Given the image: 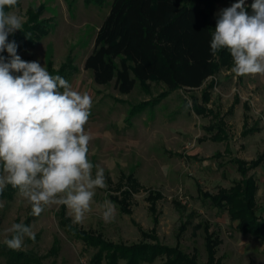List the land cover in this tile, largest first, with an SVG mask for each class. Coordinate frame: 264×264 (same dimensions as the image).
<instances>
[{"label":"rangeland","instance_id":"374dc122","mask_svg":"<svg viewBox=\"0 0 264 264\" xmlns=\"http://www.w3.org/2000/svg\"><path fill=\"white\" fill-rule=\"evenodd\" d=\"M111 1L96 6L85 4L84 0H21L19 7L11 10L21 16L24 23L28 7H44L40 20L46 22L49 34L20 57L39 61L45 68L50 62L53 70L59 69L67 58L71 60L76 72L68 82L73 90L87 92L93 100L84 126L91 136L88 159L94 165L93 176L96 165L104 169L107 187L94 190L90 211L81 224L72 223L65 205L44 206L40 216L32 215L31 204L16 189L10 199L0 198V245H6L4 240L11 238L5 230L13 223L29 221L26 225L35 233V241L25 237L24 245L17 251L43 256L44 264H88L96 250L86 248L73 229L100 235L112 243L130 245L141 241L140 227L147 232L154 229L162 244L179 243L186 253L196 252L199 262L203 263L204 236L214 231L221 239L216 256L223 264H264V242L238 233L225 212L202 202L197 193V184L202 190L215 193L239 178L228 162L230 157L249 161L264 153V75L237 76L231 70H222L216 76L217 84L211 90L208 108L219 111L226 122L229 155L225 153V142L203 140L209 118L196 116L189 107H183L182 100L189 98V93L183 90L170 93L158 105L138 113L139 104L165 90L161 84L150 81L145 88L137 84L131 93L121 95L113 88V83L96 85L91 72L83 69V61L92 49L95 32L107 15ZM184 2L189 6L193 4V0ZM235 2L237 0H222L217 4L211 18L214 29L219 10ZM252 2L245 0L249 14ZM194 94L199 98L200 90ZM235 97L239 102L230 110ZM243 103L248 104L247 111ZM245 116L247 127H255L257 132L242 137ZM215 152L222 157L212 158ZM129 173L141 187H136L125 202L130 214L122 212L114 202L115 217L106 223L102 219L104 201L113 202L112 197L122 199L121 192L126 190L124 177ZM248 174L257 181V212L264 219V161L260 168ZM149 190L162 194V199L157 201L156 224L146 201ZM181 222H187V227L178 236ZM147 241L153 242L152 239ZM54 242L56 250L51 251ZM0 264H6L1 255ZM153 264H161V260Z\"/></svg>","mask_w":264,"mask_h":264},{"label":"trees","instance_id":"16d2710c","mask_svg":"<svg viewBox=\"0 0 264 264\" xmlns=\"http://www.w3.org/2000/svg\"><path fill=\"white\" fill-rule=\"evenodd\" d=\"M106 0H84L85 4L102 6ZM222 0H193L191 6L184 0H112L109 11L98 26L90 53L83 61V69L91 72L92 81L99 86L113 88L121 95H128L136 85L144 88L148 82L161 84L165 90L157 97L138 105V113L146 108L158 105L170 93L183 90L189 93L191 110L200 117H208L209 123L204 128L209 139L221 142L228 139L224 122L219 113L207 107L211 90L215 87L210 77H215L222 69L233 67L232 57L227 49H221L215 57L210 53L211 23L216 6ZM21 0L10 8L9 12L19 7ZM44 7H28L26 21L22 30L9 35L8 41L18 45L17 54L33 48L35 44L49 34L46 22L40 20ZM5 57L8 53H0ZM26 61V59H22ZM47 71L52 76H62L67 81L76 72L71 60L67 58L59 69L53 70L51 63H46ZM200 91L199 98L194 94ZM63 91V89H60ZM188 103L184 101L183 107ZM250 130H245L246 134ZM214 158L220 157L216 153ZM263 156L257 160L245 162L238 158H230L228 162L236 168L240 178L233 180L227 188H218L215 193L203 192L198 186V194L202 202L225 212L235 230L264 242V219L258 214L256 203L257 182L248 175L261 163ZM124 174H121L123 178ZM126 190L122 191V199L112 197L119 204L122 212L130 214L125 202L131 197L136 187L141 188L132 173L124 177ZM11 185L0 198L10 199L15 192ZM146 201L153 221L157 223V201L162 199L159 191L149 190ZM194 212H191L193 215ZM29 221H26L28 224ZM187 222L179 226L180 236L186 229ZM204 230L208 228L205 222ZM141 241L125 245L103 240L100 235L73 229L74 235L82 244L96 252L89 258L88 264H153L157 259L161 264H223L216 256L221 244L219 236L212 231L204 236L205 261L199 262L196 252L183 251L176 243L174 246L162 244L155 230L144 231L139 227ZM147 239H152L149 243ZM55 242L51 251H55ZM0 255L6 264H44L43 256L38 257L31 251L11 250L7 245H0Z\"/></svg>","mask_w":264,"mask_h":264},{"label":"clouds","instance_id":"9594fccd","mask_svg":"<svg viewBox=\"0 0 264 264\" xmlns=\"http://www.w3.org/2000/svg\"><path fill=\"white\" fill-rule=\"evenodd\" d=\"M17 0H0V192L7 185L40 216L44 206L65 205L73 224H81L95 195L107 187L104 169L88 159L91 136L85 125L93 106L87 93L73 90L62 76H52L39 61H24L18 45L8 37L22 30L23 18L6 12ZM245 0H237L217 13L211 33L212 57L230 52L231 71L237 76L264 75V0H253L248 13ZM63 89V91H60ZM102 219L111 222L117 206L104 201ZM4 243L19 250L25 237L35 241L31 226L13 223Z\"/></svg>","mask_w":264,"mask_h":264},{"label":"crops","instance_id":"0c3cea01","mask_svg":"<svg viewBox=\"0 0 264 264\" xmlns=\"http://www.w3.org/2000/svg\"><path fill=\"white\" fill-rule=\"evenodd\" d=\"M222 70H226V69H222ZM221 70V71H222ZM231 70V69H230ZM220 71V72H221ZM219 72V73H220ZM218 73V74H219ZM218 74H216V76L218 75ZM216 76L215 77H210V78H208V79H210V81L211 80H214V82H215V86H216V84H217V82H216ZM207 79V80H208ZM206 80V81H207ZM209 81V82H210ZM208 82V83H209ZM206 85V82L204 83V85H203V87ZM200 90V89H199ZM197 91V90H196ZM201 91V90H200ZM184 101L185 100H182V103H184ZM210 101H211V97H210ZM187 103H189V105L187 106V107H189L190 109H191V104H190V101H189V98H188V101H186ZM239 102V99H238V97H235V99H234V101H233V103H232V106L230 107V110H232L233 108H234V106L237 104ZM210 103V102H209ZM209 103H208V105H209ZM208 105H207V107H208ZM243 107H244V109L247 111V109H248V104L247 103H243ZM211 109V108H210ZM214 110V109H213ZM192 111V110H191ZM215 111H217V110H215ZM193 112V111H192ZM218 113H219V115H220V117L222 118V120H223V122H224V126H225V129H226V133H227V135H228V139L227 140H224V141H221V142H215V143H223V142H225L226 143V147H225V153L226 154H230L231 153V151H230V149H229V147L227 146V141L229 140V134H228V130H227V126H226V122H225V120H224V118L222 117V115H221V113L219 112V111H217ZM196 115V114H195ZM197 116V115H196ZM247 121H248V118L245 116V118H244V121H243V125H242V131H241V135H242V137H246L247 135H249V134H252V133H255V132H257V128H255V127H247ZM205 128V127H204ZM205 130V129H204ZM245 130H250V131H248L246 134H244V131ZM205 136L206 137H204L203 138V140H210L211 142H214V141H212L211 139H209V135L208 134H206V132H205ZM216 153H218V154H220V157H218L217 159H219V158H221L222 157V155H221V153H219V152H215L214 154H213V156L216 154ZM263 156V159H262V161H261V163L259 164V166H257L255 169H253V170H256V169H258V168H260L261 166H262V163H263V161H264V153H261V154H259L255 159H251V160H249V161H247V160H244V159H241V158H239V157H230V158H238V159H240V160H243V161H245V162H251V161H255V160H257L258 159V157L259 156ZM212 156V158H214ZM229 158V159H230ZM229 159H228V161H229ZM230 163V162H229ZM231 164V163H230ZM233 165V164H232ZM234 166V165H233ZM234 168H235V166H234ZM235 171H236V168H235ZM251 171V170H250ZM237 172V171H236ZM238 174V173H237ZM239 175V174H238ZM249 175V174H248ZM251 176H253V175H251ZM254 177V176H253ZM239 178H240V176H239ZM238 178V179H239ZM235 180H237V179H235ZM256 180V179H255ZM257 182V181H256ZM198 184H197V188H198ZM201 188V187H200ZM220 188H222V187H220ZM201 190H202V188H201ZM203 192H207V191H204V190H202ZM257 191H258V185H257ZM263 192H264V189H263ZM197 193H198V189H197ZM209 193V192H208ZM213 194V193H212ZM256 195H257V192H256ZM198 196H199V194H198ZM200 197V196H199ZM201 199V198H200ZM230 220V219H229ZM234 223V222H233Z\"/></svg>","mask_w":264,"mask_h":264}]
</instances>
